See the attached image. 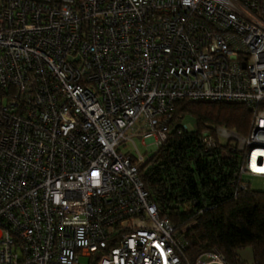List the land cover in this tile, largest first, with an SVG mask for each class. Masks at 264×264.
I'll return each mask as SVG.
<instances>
[{
  "label": "built area",
  "instance_id": "obj_1",
  "mask_svg": "<svg viewBox=\"0 0 264 264\" xmlns=\"http://www.w3.org/2000/svg\"><path fill=\"white\" fill-rule=\"evenodd\" d=\"M183 100L243 104L246 136L195 145L264 181V0H0V264H228L183 258L195 221L178 231L138 176L135 140L195 131L172 124Z\"/></svg>",
  "mask_w": 264,
  "mask_h": 264
},
{
  "label": "trees",
  "instance_id": "obj_2",
  "mask_svg": "<svg viewBox=\"0 0 264 264\" xmlns=\"http://www.w3.org/2000/svg\"><path fill=\"white\" fill-rule=\"evenodd\" d=\"M187 117L193 120L195 131L182 136L171 133L167 143L140 167V180L160 215L178 231L195 221L184 232L183 258L193 260L217 250L228 264H248L238 251L250 248L252 263L264 264V192L243 190L238 182H231L241 157L229 152L228 145L222 148L228 154L223 159L216 158L218 150H200L202 155L195 145L198 134L217 127L246 136L250 111L234 102L178 101L172 124ZM204 164L207 169L202 174ZM191 199L198 201L196 207L189 208ZM203 203L210 207L197 215Z\"/></svg>",
  "mask_w": 264,
  "mask_h": 264
},
{
  "label": "rangeland",
  "instance_id": "obj_3",
  "mask_svg": "<svg viewBox=\"0 0 264 264\" xmlns=\"http://www.w3.org/2000/svg\"><path fill=\"white\" fill-rule=\"evenodd\" d=\"M183 123L188 127V128H194V123L193 120L189 117L185 118ZM135 145L137 147L138 152L144 157L145 160H147L152 153L148 152L146 148L140 143L139 140H135ZM124 150L126 152H130L131 154L133 153V149L131 147H126ZM249 188L252 191H258V192H264V181L258 178H248L247 179ZM238 255L245 260L248 264L252 262V251L250 248L243 249L241 251H238ZM85 264V262H83Z\"/></svg>",
  "mask_w": 264,
  "mask_h": 264
}]
</instances>
